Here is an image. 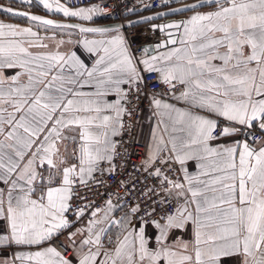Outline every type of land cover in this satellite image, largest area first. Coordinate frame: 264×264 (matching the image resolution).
Returning <instances> with one entry per match:
<instances>
[{"label": "snow or ice", "instance_id": "snow-or-ice-1", "mask_svg": "<svg viewBox=\"0 0 264 264\" xmlns=\"http://www.w3.org/2000/svg\"><path fill=\"white\" fill-rule=\"evenodd\" d=\"M39 3L85 21L102 13L97 5ZM184 9L193 14L153 26L168 37L157 46L165 50L140 59L119 28L57 24L0 6L37 28L106 37L82 41L96 57L89 65L60 50L81 42L0 20V249L35 248L0 264H264V136L254 132H264V0H196ZM142 71L168 87L159 96L185 106L152 93L154 115L170 122L167 140L154 131L144 161L156 184L146 207L136 204L117 220L111 200L104 208L72 201L81 199L78 185L114 171L113 137L147 89ZM237 136L245 138L217 143ZM73 213L77 220L68 218ZM86 214L87 225L70 231ZM106 224L120 231L113 237Z\"/></svg>", "mask_w": 264, "mask_h": 264}, {"label": "built area", "instance_id": "built-area-1", "mask_svg": "<svg viewBox=\"0 0 264 264\" xmlns=\"http://www.w3.org/2000/svg\"><path fill=\"white\" fill-rule=\"evenodd\" d=\"M67 3L69 7H82L97 5L102 9V13L97 15V19L104 23L124 22L130 18L157 12L163 9L178 6L193 0H60ZM140 26V25H139ZM139 26H129L121 28L124 36L128 40L131 51L137 58H144L148 55L145 49L149 40H145L149 34ZM142 38V39H141ZM147 89L144 91L143 98L134 102L131 107V116H124V129L119 134L117 142L118 155L114 158L111 166L114 171H105L103 174L96 175V181H89L87 185H78L77 192L81 199H73L72 203L77 207H85L93 204L95 207L104 208L107 201L111 200L113 205L124 211L130 207L140 204L141 208L150 202L148 188L156 184V180L144 171V161L146 159L145 148L139 142V130L144 121V112L149 107L152 93H168L169 89L162 83H156L157 76L150 73H143ZM179 91L180 86H177ZM163 97L172 99L168 95ZM257 137L264 136V132L254 130ZM251 142V141H249ZM110 165L104 163L102 168L107 169ZM173 167H176L175 165ZM171 176L172 174L169 173ZM178 175V174H177ZM176 178V177H173ZM159 191V190H158ZM157 197H152V200ZM160 213H157L159 216ZM70 220H75L76 215L70 214ZM84 219L89 220L86 214ZM64 235L61 239H65ZM60 247L61 251L70 254V249Z\"/></svg>", "mask_w": 264, "mask_h": 264}, {"label": "crops", "instance_id": "crops-1", "mask_svg": "<svg viewBox=\"0 0 264 264\" xmlns=\"http://www.w3.org/2000/svg\"><path fill=\"white\" fill-rule=\"evenodd\" d=\"M0 2L5 3V4H9L7 2V0H0ZM10 3L12 5H14L15 7L17 6L19 8H26L30 11L51 15V16L56 17V18L74 19V20H79V21L84 22V23H104V22L99 21L97 19L98 14H94L93 19L91 21H85L79 17H66L62 13L50 12L47 9H45L42 4L39 3V0H31V3H21V0H11ZM61 3H63V2H61ZM91 6H93V5L82 6V7H91ZM214 7H215V5L205 6V7L198 9V10L202 11V12L211 11V10H213ZM75 8H80V7H75ZM192 14H193L192 12L188 11V12H185L183 14H179L176 17L183 20ZM0 20L4 21L5 23L19 24L22 27L32 26L34 28V30L39 31V33L42 37L43 36L51 37V36L55 35L58 39H63L65 41H79V42H81V43H72V44L63 45L60 47V50L63 52H75L82 60H84V62L86 64H89V65H91L94 62L96 57H95V54L89 53L84 48L82 41L84 39L91 40V39L106 38L104 36H101V34H99V33H83L82 34L78 30L71 29V28H69V29H58V28H54V27H50V26L47 29L44 28L43 26L37 28L28 19L10 16L8 14L1 12V11H0ZM139 27L149 34V36H147V38L145 39L146 41L149 40V42L155 43V42H159L161 40L165 41L168 38L166 36L165 32H159V31L153 30L151 28L150 23L140 25ZM119 32L123 34V31L121 28H119ZM45 42L48 43L49 49L54 50L53 49L54 41L49 40V41H45ZM164 50L165 49H163V48H155L153 50V52L149 53L148 55H157L158 53H160ZM147 56L144 58H147ZM144 58H142V59H144ZM140 67L143 70V66L141 65ZM143 73L144 72L142 71V74ZM13 74H14L13 70H6L5 71L6 76H11ZM87 90L88 89H85V91H87ZM158 98L167 100L169 103H174V104H176L177 107H184L185 106L182 101H176L174 99H168V98H165L163 96H158ZM108 99L115 100L116 97L114 95H110L108 97ZM161 121H163V122H161ZM165 124H169V127H170V122L168 121L167 117L160 116L158 114L154 115V109L152 108V106L150 104L149 107L146 108V110L144 112V121L142 122L140 130H139V142L145 148L146 158H147V153L150 150V147L153 146L155 143L154 138H153L154 131L157 135H163L165 140L168 139V133L164 131ZM118 136L119 135L113 137V139L116 141ZM243 138H245V137L237 136V137H233L231 139H222V140L218 141L217 143L227 144V143H231L232 140H234V139H243ZM113 162H114V160L111 162V164H113ZM104 163H108V162H103L101 165H103ZM187 167H188L189 172H196L198 170V165H197L196 161H188ZM0 186H2V185H0ZM125 212H127V211H124V210L116 207V210L112 213V218L119 220L124 216ZM75 220H77V218ZM87 223H88V220L82 218L75 224V227L70 229V231H76V229H78V228H83L87 225ZM105 226L110 228L109 235H111L113 237L115 236V234H117L120 231L119 225H110L109 226L106 224ZM65 235L67 236V232H65ZM182 235H183L184 239H191V229H189L186 233H183ZM114 246L115 245H107L106 244V247H114ZM34 250H35V248L20 249V248H15V247L8 248L6 250L0 249V257H4L5 255L7 257H11L14 254V252H16V251H34ZM72 256H73V250L71 249V252L68 255L69 259H71ZM73 264H75V261H73Z\"/></svg>", "mask_w": 264, "mask_h": 264}, {"label": "water", "instance_id": "water-1", "mask_svg": "<svg viewBox=\"0 0 264 264\" xmlns=\"http://www.w3.org/2000/svg\"><path fill=\"white\" fill-rule=\"evenodd\" d=\"M195 2H196V0H193V1H190V2H187V3L181 4V5H178V6H174V7H171V8L163 9V10H160V11H157V12H152V13L136 16V17L130 18V19L124 21V22H107V23H84V22H81L79 20H74V19L56 18V17H53L51 15L30 11V10L25 9V8H19V7L11 6V5L2 3V2H0V6H3L4 8H9L10 7V8H13V9H15L17 11H23V12H28L30 14L39 15V16H42V17H44L46 19L53 20L57 24H65V25H67V24H80V25H82L84 27H108V28L115 29V28L129 27V26H139V25L150 23L151 24V28L153 30H156V31H159V32H164V31L159 30L158 28H154L153 26L154 25H164V24H167V23H170V22H173V21H180L181 19L177 18L176 16L179 15V14H183L185 12H188V10L184 9V5L192 4V3H195ZM177 9H179L180 11H174V10H177ZM0 11L5 13V14H8L10 16H14L11 13L4 12L3 10H0ZM14 17L27 19L25 17H20V16H14ZM149 17H151V19H146V18H149ZM50 27H52V26H50ZM76 30H78V29H76ZM171 31L174 32L175 30H171ZM161 42H163V40H161L159 42H155V43H148L146 45V48L148 49V54L152 53L155 48H160V47H157V46L160 45Z\"/></svg>", "mask_w": 264, "mask_h": 264}, {"label": "trees", "instance_id": "trees-1", "mask_svg": "<svg viewBox=\"0 0 264 264\" xmlns=\"http://www.w3.org/2000/svg\"><path fill=\"white\" fill-rule=\"evenodd\" d=\"M7 2L9 3L8 5H11V6H14V5H12L10 2H11V0H7ZM17 7V6H16ZM26 9V8H25Z\"/></svg>", "mask_w": 264, "mask_h": 264}]
</instances>
